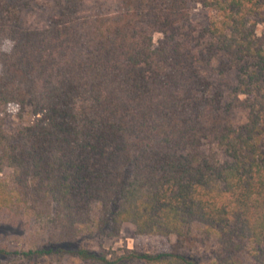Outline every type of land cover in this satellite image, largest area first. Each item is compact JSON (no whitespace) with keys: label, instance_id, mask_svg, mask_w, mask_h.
<instances>
[{"label":"trees","instance_id":"16d2710c","mask_svg":"<svg viewBox=\"0 0 264 264\" xmlns=\"http://www.w3.org/2000/svg\"><path fill=\"white\" fill-rule=\"evenodd\" d=\"M31 1L0 0V222L34 231L0 264H264V0H54L28 30Z\"/></svg>","mask_w":264,"mask_h":264},{"label":"rangeland","instance_id":"374dc122","mask_svg":"<svg viewBox=\"0 0 264 264\" xmlns=\"http://www.w3.org/2000/svg\"><path fill=\"white\" fill-rule=\"evenodd\" d=\"M191 21L193 23L206 22L208 19L216 18L215 13L208 12L199 5H193L190 9ZM57 17L54 0H32L27 9L20 14V20L28 30H42L46 28ZM159 35L155 34L153 41L156 42ZM8 47V45H6ZM40 115L24 113L19 115L16 110H11L5 117L4 129L12 133L17 129L29 126L39 119ZM219 154V153H218ZM32 223L27 219L17 220L12 224L0 222V242L10 249L25 248L26 242L33 234ZM102 244L106 248H128L134 247L133 228L124 227L117 239H103Z\"/></svg>","mask_w":264,"mask_h":264},{"label":"clouds","instance_id":"9594fccd","mask_svg":"<svg viewBox=\"0 0 264 264\" xmlns=\"http://www.w3.org/2000/svg\"><path fill=\"white\" fill-rule=\"evenodd\" d=\"M5 44L8 45V47L4 48V49H0L3 51H11V47H12V42L11 41H5Z\"/></svg>","mask_w":264,"mask_h":264}]
</instances>
